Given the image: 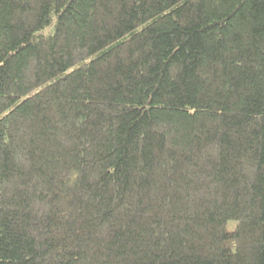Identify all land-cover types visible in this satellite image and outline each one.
Returning a JSON list of instances; mask_svg holds the SVG:
<instances>
[{
  "label": "trees",
  "instance_id": "trees-1",
  "mask_svg": "<svg viewBox=\"0 0 264 264\" xmlns=\"http://www.w3.org/2000/svg\"><path fill=\"white\" fill-rule=\"evenodd\" d=\"M0 264H264V0H0Z\"/></svg>",
  "mask_w": 264,
  "mask_h": 264
}]
</instances>
